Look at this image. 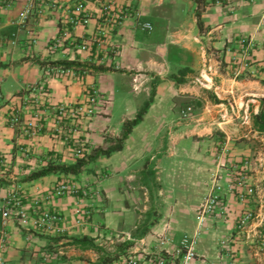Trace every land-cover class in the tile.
<instances>
[{
    "label": "crops",
    "instance_id": "0c3cea01",
    "mask_svg": "<svg viewBox=\"0 0 264 264\" xmlns=\"http://www.w3.org/2000/svg\"><path fill=\"white\" fill-rule=\"evenodd\" d=\"M6 4L0 0V157L4 161L0 198L17 189L26 215L5 225L0 218V229L7 233L0 255L3 263L96 264L100 259L92 245L103 242L113 252L123 248L106 264L127 253L139 264H157V235L167 232L172 237L173 244L167 247L172 252L184 235L199 228L197 258L189 264H264L258 250L264 248V132L257 131L252 121L253 115L264 111V0H202L199 8L195 0H9ZM78 4L83 5L81 15L86 20L51 52L50 42L66 17L76 14ZM108 14H121L120 23L103 25ZM142 23L151 28L142 29ZM102 26L104 36L98 37ZM248 36L255 47L248 67L242 68L237 43ZM205 55L217 67L222 98L247 104L248 128L238 120L222 121L227 109L192 83L205 65ZM59 60L103 72L75 70L60 75L48 66ZM33 87L38 90L30 92ZM92 88L105 101L79 126L78 136L87 141L80 157L107 148V140L120 137L124 123L145 109L122 149L99 156L78 175L26 180L49 162L72 164L78 159L52 134L56 122L46 109L84 102ZM187 105L193 107V116L184 121L180 111ZM16 110L25 122L36 110L43 111L42 131L27 137L12 129L8 119ZM246 160L251 162L249 181L256 197L239 202L235 195L224 193L215 217L198 227L197 210L216 164L241 166ZM232 180L227 171L221 183L225 187ZM61 181L84 187L87 198L53 197L52 189ZM35 206L63 216L60 233L35 224ZM82 208L89 210L90 217L79 226L76 212ZM245 210L255 215L247 237L235 234L237 218ZM128 243L132 246L125 249ZM134 245L144 249L138 253Z\"/></svg>",
    "mask_w": 264,
    "mask_h": 264
},
{
    "label": "built area",
    "instance_id": "2783aa9c",
    "mask_svg": "<svg viewBox=\"0 0 264 264\" xmlns=\"http://www.w3.org/2000/svg\"><path fill=\"white\" fill-rule=\"evenodd\" d=\"M9 0H5L8 5ZM83 5L78 4L74 12L75 15L69 14L62 26L58 36L52 40L49 44V50L55 52L57 49L61 48L65 40L70 35V30L80 24L81 21L86 20L85 15H81ZM27 14L24 13V16ZM109 15V16H108ZM103 25L105 26H115L120 23L122 15L118 14L116 16H111L108 14ZM105 26L101 27L98 31V37L104 36ZM142 29L149 30V23H142ZM96 41V40H95ZM254 39L251 36L243 37L238 40L239 51L242 56V68H247L251 60V53L255 47ZM81 50H86V44L80 47ZM205 51V48H204ZM229 51V50H228ZM205 65L198 71L196 75L192 77V83L198 87L209 91L219 102V105L227 109L226 115L220 116L222 121L225 119H230L232 121L238 120L241 126L248 128L250 126L251 114L246 103H240L235 105L234 101L222 98V89L219 81H216L218 77L217 67L212 66L209 63V59L205 55ZM51 70L55 71L57 74L64 75L75 70L64 69L61 67H51ZM37 87H33L29 91H36ZM105 100L100 96L96 89H90L86 94V99L84 102H79L76 104H60L57 106L49 107L46 110L51 111L56 124L54 125L52 134L60 138L72 152L76 158H79L86 147L87 141L83 137L78 136L79 126L84 119L92 117L95 113V107L98 103H102ZM193 116V107L187 105L180 111V119L188 120ZM44 118V113L41 110H36L29 121H23L19 110L14 111L8 119L9 126L14 130H19L23 136L34 137L39 134L43 129L42 120ZM4 165L3 159L0 157V166ZM216 170L212 173L207 192L202 198L197 214L196 220L198 227H201L205 221L215 217L216 209L223 199L224 193H231L236 196L239 202H246L249 198L253 199L256 197V189L253 183L249 181L251 172V162L244 161L241 166L238 165H228L226 162H219L216 164ZM233 175V180L228 183L225 187L221 183L222 175L227 173ZM51 195L55 198H60L63 196H73L78 198L80 201L85 200L88 196V191L79 185H76L70 181H61L55 185L52 189ZM22 197L17 189L11 190L5 196L0 198V218L2 224H6L11 219H16L18 221L24 219L25 209L22 205ZM37 201L35 202V204ZM37 206V205H36ZM34 207L33 214L35 215V224L40 228L60 233L61 230L59 225L63 221V216L51 212L46 209H41L40 207ZM76 225H83L87 222L90 217L89 210L82 208L76 212ZM255 215L252 210L243 211L237 218L235 225L236 235H245L247 237V230L254 220ZM199 228L193 235H184L179 242L175 245L172 252L167 251V247L173 244V239L167 232L160 233L156 236V247L157 254L155 262L157 264H189L194 261L197 257L195 252V246L197 243ZM7 233L5 229H0V255L4 248L6 247ZM138 253L142 251L140 245H134ZM226 248V245L222 246ZM144 249V247H142ZM260 253L264 255V248L260 247L258 249ZM134 252V253H137ZM0 264H4L2 258L0 257ZM114 264H139V260L132 254L127 253L118 258Z\"/></svg>",
    "mask_w": 264,
    "mask_h": 264
},
{
    "label": "trees",
    "instance_id": "16d2710c",
    "mask_svg": "<svg viewBox=\"0 0 264 264\" xmlns=\"http://www.w3.org/2000/svg\"><path fill=\"white\" fill-rule=\"evenodd\" d=\"M202 0H195V2L199 4ZM200 12L196 11V18L199 29H201V24L199 21ZM41 66L42 63L40 64ZM50 67H61L64 69H73V70H79V71H92V72H103L102 69H97L95 67H89L84 64H80L78 62L74 61H68V60H59L49 63ZM145 112V109H142L136 116V118L132 121H126L123 126V131L120 137L117 138H111L108 139V147L105 149H94L91 151L88 155H83L82 157L76 159V161L72 164H64V163H53L49 162L45 167H42L41 169L37 170L36 172L31 173L28 175L26 180H36L38 178L52 175V174H72V175H78L80 174L85 166H87L89 163L95 161L99 156H109L113 152L119 151L122 149L123 142L126 140L128 135L130 134L132 128L141 120L143 114ZM252 121L254 128L257 131L264 132V111L260 110L257 114L252 116ZM132 244L128 243L125 245V249L131 247ZM114 259H110L107 262H111ZM105 264V263H101Z\"/></svg>",
    "mask_w": 264,
    "mask_h": 264
},
{
    "label": "rangeland",
    "instance_id": "374dc122",
    "mask_svg": "<svg viewBox=\"0 0 264 264\" xmlns=\"http://www.w3.org/2000/svg\"><path fill=\"white\" fill-rule=\"evenodd\" d=\"M116 246H123V245H119V244H115ZM94 248V251L98 254L99 259H100V263H96V264H101V263H108L107 261H109L110 259H115L117 257V253L122 252V250L118 247L115 252H113L114 250L110 248V245H108L107 243H101L99 245H92ZM125 247V246H124Z\"/></svg>",
    "mask_w": 264,
    "mask_h": 264
}]
</instances>
